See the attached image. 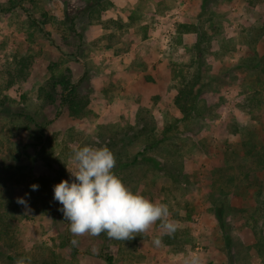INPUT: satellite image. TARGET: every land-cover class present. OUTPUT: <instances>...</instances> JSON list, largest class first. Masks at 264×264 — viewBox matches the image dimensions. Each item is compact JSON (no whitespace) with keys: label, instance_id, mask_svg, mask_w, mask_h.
Here are the masks:
<instances>
[{"label":"rangeland","instance_id":"obj_1","mask_svg":"<svg viewBox=\"0 0 264 264\" xmlns=\"http://www.w3.org/2000/svg\"><path fill=\"white\" fill-rule=\"evenodd\" d=\"M63 73L83 79L82 117L46 103ZM84 146L109 148L176 232L73 236L53 188ZM0 214V264H264V0H0Z\"/></svg>","mask_w":264,"mask_h":264},{"label":"clouds","instance_id":"obj_2","mask_svg":"<svg viewBox=\"0 0 264 264\" xmlns=\"http://www.w3.org/2000/svg\"><path fill=\"white\" fill-rule=\"evenodd\" d=\"M72 159L76 170L67 168L70 179L54 185L53 191L73 236L106 233L109 239L125 241L148 231L157 221L165 234L176 232L177 224L168 219L167 204L133 192L114 173L116 158L109 148L84 146L74 151ZM38 188V184L31 185L33 191ZM17 203L28 208L24 198H17ZM70 243L77 246L79 241ZM161 243L160 238L154 240L157 247ZM16 264H30V259L21 257ZM185 264H202V260L199 254L190 253Z\"/></svg>","mask_w":264,"mask_h":264},{"label":"trees","instance_id":"obj_3","mask_svg":"<svg viewBox=\"0 0 264 264\" xmlns=\"http://www.w3.org/2000/svg\"><path fill=\"white\" fill-rule=\"evenodd\" d=\"M34 25H37V21L34 19ZM42 28V27H40ZM42 33L47 37V39H51V35L42 28ZM19 75L24 74L25 68L22 67L18 70ZM196 80H199L196 77ZM83 79L81 81H73L71 76L68 74H61L59 76H53L49 81L48 89L46 91V103L47 105H52L58 103L60 110L57 113V117L61 115L62 110H69L72 116L82 117L84 115V111L87 107L88 100L83 95L84 88L82 85ZM200 93V89L198 87L197 81L194 83L187 84L184 88L179 90V94L175 99L176 106L182 111L184 118H188L192 116L194 110L197 107V100ZM49 123L40 126L41 128V135L40 140L44 138L45 130L48 127ZM37 157H34V160ZM156 166L159 164L158 161L155 163ZM217 218L219 219L222 226L225 225L224 223V214L221 208L218 207L216 210ZM3 222V215L0 214V225ZM1 234V232H0ZM10 259H15L14 256H9ZM107 264H114L113 256H107L104 258ZM49 264V263H47Z\"/></svg>","mask_w":264,"mask_h":264}]
</instances>
